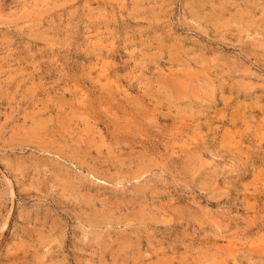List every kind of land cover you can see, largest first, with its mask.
Listing matches in <instances>:
<instances>
[{
	"label": "rangeland",
	"instance_id": "1",
	"mask_svg": "<svg viewBox=\"0 0 264 264\" xmlns=\"http://www.w3.org/2000/svg\"><path fill=\"white\" fill-rule=\"evenodd\" d=\"M0 264H264V0H0Z\"/></svg>",
	"mask_w": 264,
	"mask_h": 264
},
{
	"label": "bare ground",
	"instance_id": "2",
	"mask_svg": "<svg viewBox=\"0 0 264 264\" xmlns=\"http://www.w3.org/2000/svg\"><path fill=\"white\" fill-rule=\"evenodd\" d=\"M208 2V1H207ZM194 4V3H193ZM208 4H210V3H208ZM214 4V3H213ZM195 7V6H194ZM193 7V8H194ZM202 8V7H201ZM200 8V9H201ZM199 11V10H198ZM205 14V13H204ZM214 24V23H213ZM181 52V51H180ZM185 55H187V54H185ZM183 64V63H182ZM113 66V65H112ZM103 67V66H102ZM112 69V68H111ZM158 69V68H157ZM101 72V71H100ZM114 72V71H113ZM110 73V72H109ZM111 74V73H110ZM117 74V73H116ZM153 74V73H152ZM211 74V73H210ZM107 75V74H106ZM168 75V74H167ZM118 76V75H117ZM201 77V76H200ZM105 80H107L108 81V79H105ZM161 80V79H160ZM178 80V79H177ZM183 80V79H182ZM109 81H111V80H109ZM179 81V80H178ZM117 82V81H116ZM173 82V81H172ZM180 82V81H179ZM106 83H108V82H106ZM164 83V82H163ZM182 83V82H181ZM109 84V83H108ZM160 84V83H159ZM186 85V84H185ZM100 86V85H99ZM177 86V87H176ZM117 87H119V86H117ZM181 85L180 84H178V83H176L175 82V86H173V89H174V92L176 93V94H180V92H181ZM184 87V86H183ZM115 88H116V86H115ZM100 89V88H99ZM101 90V89H100ZM100 90H98V91H100ZM107 90L108 89H106V92H107ZM114 90V89H113ZM187 91V90H186ZM172 92V91H171ZM171 92H169V94L171 93ZM101 93V92H100ZM173 95V94H172ZM172 95H171V97H172ZM124 97V96H123ZM188 99V98H187ZM156 100V99H155ZM180 100H182V99H180ZM46 101V100H45ZM84 102V101H83ZM67 103V102H66ZM178 103V102H177ZM78 104H79V102H78ZM173 104V103H172ZM181 104V103H180ZM53 105V104H52ZM57 106V105H56ZM87 106V105H86ZM156 106V105H155ZM179 106V105H178ZM38 107V106H37ZM53 107V106H52ZM180 107V106H179ZM44 108V107H43ZM59 109V108H58ZM120 110V109H119ZM127 110V109H126ZM129 110V109H128ZM127 110V111H128ZM56 111V110H55ZM137 111H138V109H137ZM37 112V111H36ZM55 113H57V112H55ZM93 113V112H92ZM131 114V113H130ZM95 115V114H94ZM39 118H40V115H39ZM42 118V117H41ZM51 118H52V116H51ZM54 118V117H53ZM57 118V117H56ZM149 118V117H148ZM60 120H61V118H59ZM26 120V119H25ZM55 120V119H54ZM118 120V119H117ZM182 120V119H181ZM181 120H179V121H181ZM59 121V120H58ZM46 122H48V121H46ZM50 122V121H49ZM53 122V121H52ZM62 123V122H61ZM70 123V122H69ZM183 123V122H182ZM42 124H45V123H42ZM41 124V125H42ZM48 124V123H47ZM46 124V125H47ZM50 124V123H49ZM86 124V123H85ZM45 125V126H46ZM61 125V124H60ZM177 125V124H176ZM49 127V126H48ZM52 127V126H51ZM79 128V127H78ZM109 128V127H108ZM122 128V127H121ZM120 128V129H121ZM129 128V127H128ZM49 129V128H48ZM55 129V128H54ZM70 129V128H69ZM34 130V129H33ZM71 130V129H70ZM74 130V129H73ZM122 130V129H121ZM130 130V129H129ZM63 131H65V130H63ZM107 132V131H106ZM109 132V131H108ZM87 134V133H86ZM113 134V133H112ZM36 135V134H35ZM61 135V134H60ZM63 135H65V134H63ZM242 135V134H241ZM71 136V135H70ZM121 136V135H120ZM30 137V136H29ZM26 138V137H25ZM44 138V137H43ZM65 138V137H64ZM81 138V137H80ZM119 138V137H118ZM75 139V138H74ZM141 139H142V137H141ZM148 139V138H147ZM27 140V139H26ZM33 140V139H32ZM53 140V139H52ZM58 140V139H57ZM56 140V141H57ZM64 140V139H63ZM145 140V139H144ZM54 141V140H53ZM68 141V140H67ZM46 142V141H45ZM83 142V141H82ZM143 142V141H142ZM141 142V143H142ZM145 142V141H144ZM149 141H146L145 143H148ZM150 143V142H149ZM49 145H50V143H48ZM65 144V143H64ZM67 144V143H66ZM69 144V143H68ZM67 144V145H68ZM46 146V145H45ZM44 146V147H45ZM66 146V145H65ZM64 146V147H65ZM71 146V145H70ZM75 146V145H74ZM79 146V145H78ZM43 147V146H42ZM57 147V146H56ZM67 147V146H66ZM73 147V146H72ZM77 147V146H76ZM150 147V146H149ZM47 148H48V146H47ZM62 148V147H61ZM70 148V147H69ZM145 148V147H144ZM49 149H51L52 150V148H49ZM149 149V148H148ZM64 150H65V148H64ZM66 150H68V149H66ZM38 151V150H37ZM62 151V150H61ZM58 152V151H57ZM87 152V151H86ZM63 153V152H62ZM76 153V152H75ZM136 153V152H135ZM67 154V153H66ZM80 154V153H79ZM131 154V153H130ZM176 154V153H175ZM86 155V154H85ZM70 157V156H69ZM112 158V157H111ZM82 160V159H81ZM122 161V160H121ZM139 161V160H138ZM104 162V161H103ZM54 165V164H53ZM97 166V165H96ZM16 167V166H15ZM65 168V167H64ZM113 168V167H112ZM44 169V168H43ZM72 169V168H71ZM99 169V168H98ZM68 169H65V171H67ZM106 170V169H105ZM51 172V171H50ZM99 172H100V170H99ZM59 173V172H58ZM61 173V172H60ZM59 173V174H60ZM94 173H95V171H94ZM62 174H63V172H62ZM65 174V173H64ZM67 174V173H66ZM116 174V173H115ZM68 175V174H67ZM63 177V176H62ZM59 178V177H58ZM69 179V178H68ZM112 181V180H111ZM34 183V182H33ZM68 183V182H67ZM119 185V184H118ZM64 190V189H63ZM70 190V189H69ZM62 193H63V191H62ZM66 194V193H65ZM93 204V203H92ZM104 207V206H103ZM120 212V211H119ZM109 215V214H108ZM95 216V215H94ZM107 216V215H106ZM97 218V217H96ZM92 219V218H91ZM94 220V219H93ZM88 221H89V219H88ZM91 221V220H90ZM112 221V220H111ZM92 222V221H91ZM96 222V221H95Z\"/></svg>",
	"mask_w": 264,
	"mask_h": 264
}]
</instances>
